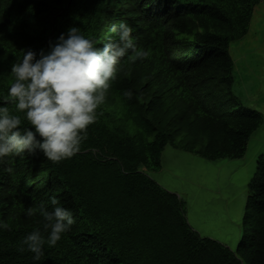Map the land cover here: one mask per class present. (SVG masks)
<instances>
[{"label": "trees", "instance_id": "obj_1", "mask_svg": "<svg viewBox=\"0 0 264 264\" xmlns=\"http://www.w3.org/2000/svg\"><path fill=\"white\" fill-rule=\"evenodd\" d=\"M261 1L0 0V105L22 50L39 58L73 26L103 48L123 21L149 53L121 60L79 153L58 163L40 151L0 159V224L8 225L0 227V264H264V155L236 250L194 231L186 202L148 172L161 170L168 146L210 162L245 157L264 116L234 94L230 46L249 35ZM52 196L74 223L36 261L26 246L18 251L30 232H43L42 217L27 209L44 202L52 210Z\"/></svg>", "mask_w": 264, "mask_h": 264}, {"label": "clouds", "instance_id": "obj_2", "mask_svg": "<svg viewBox=\"0 0 264 264\" xmlns=\"http://www.w3.org/2000/svg\"><path fill=\"white\" fill-rule=\"evenodd\" d=\"M110 31L117 38L110 37L103 48L96 47L94 40L85 38L73 26L50 45V51L41 50L39 58L30 48L22 50V59L11 66L14 80L3 105L14 104L16 112L24 115L12 114L7 106L0 105V159L40 151L58 163L80 152L87 129L95 123L97 109L117 78L121 60L127 56L130 63H135L149 56L137 48L133 29L127 23L114 24ZM123 95L133 98L130 89ZM24 119L31 127H21ZM50 203L52 210L44 202L27 209L28 217L37 213L42 217L43 232L40 228L30 232L18 251H25L26 246L36 261L44 255L45 244L54 247L74 223L72 212L60 206L56 196ZM0 227L7 229L8 225Z\"/></svg>", "mask_w": 264, "mask_h": 264}, {"label": "rangeland", "instance_id": "obj_3", "mask_svg": "<svg viewBox=\"0 0 264 264\" xmlns=\"http://www.w3.org/2000/svg\"><path fill=\"white\" fill-rule=\"evenodd\" d=\"M251 23L249 35L242 41L231 43L230 46V54L235 65L233 87L236 98L244 108L258 111L264 116V0L255 8ZM263 155L264 124L251 137L247 153L241 160L225 159V161L210 162L197 155L168 146L163 152L161 170L148 172L152 179L163 188L178 195L186 202L187 217L189 216L191 222L189 224L193 222L196 224H192L193 226L201 229L198 226L199 223L195 222L198 217L202 220L205 216L207 223L205 221L204 223L206 225L210 223V227H212L214 221L215 224H218L222 216H216L210 211L217 208L218 214L223 215L221 211L224 205L221 203L216 205L217 202L213 198V193L220 192L218 189L225 194L234 192L238 195L232 212L228 215L229 220H237L239 206L241 207L245 200L247 203L248 186L257 171V160ZM228 184L236 186V188L231 186V190ZM229 199L233 198L230 196ZM245 207L246 204L243 216ZM207 212L213 219L208 218ZM216 217H219L218 220ZM209 220L214 221L210 222ZM206 225L205 228L209 229L210 227ZM232 225L237 226V223Z\"/></svg>", "mask_w": 264, "mask_h": 264}, {"label": "bare ground", "instance_id": "obj_4", "mask_svg": "<svg viewBox=\"0 0 264 264\" xmlns=\"http://www.w3.org/2000/svg\"><path fill=\"white\" fill-rule=\"evenodd\" d=\"M223 161H225V160H223ZM245 163V162H244ZM246 164V163H245ZM245 166V165H244ZM225 179H227V178H225ZM228 179H230V178H228ZM227 179V180H228ZM248 180H249V178H247ZM225 181V180H224ZM226 182V181H225ZM230 183V182H229ZM231 184V183H230ZM232 184H234V183H232ZM226 185V184H225ZM229 185V184H228ZM230 186V188L229 189H231L232 190V188H231V186H233V185H229ZM244 187V186H243ZM227 188H228V186H227ZM233 188L235 189L236 188V186L234 187L233 186ZM242 188V187H241ZM244 189V188H243ZM220 192H217V193H213V198L216 200V202H217V204L216 205H218V203H221V204H223L224 206V208H223V210L221 211V213L223 214V215H220V214H218V212L216 211L217 210V208L215 209V208H213V210L212 211H210L211 213L213 212V214H215L216 216L218 215V216H222L221 217V219H220V221H219V223L218 224H215L216 222L214 221V220H209L210 222H213L214 221V226L212 225V227H210V223H209V225H206L205 223H204V221H205V216L203 217V219L201 220V218H197L196 220H195V222L197 221L198 223H199V227L201 228V229H197L196 228V226H193L192 224H195V223H193L192 222V224H190L191 226H192V228L194 229V231H196L197 233H199L203 238L205 237V238H207V239H213V240H216V241H218L219 243H221L222 245H224V246H226V247H228V248H230L231 250H236V248H237V246H238V244L241 242L240 240H241V238H242V235H243V229H242V216H243V210H244V206H245V204H246V200L243 202V205L241 204V207L239 206V210H238V216H237V220H235V221H231V220H229L228 219V215L232 212V207L234 206V204H235V199H236V197H238V195H236V193H222V191L220 190V189H218ZM232 197L233 199L232 200H230L229 199V197ZM212 198V199H213ZM214 200V201H215ZM213 201V200H212ZM214 204H215V202H214ZM219 208H220V205L218 206ZM219 210V209H218ZM209 212V211H208ZM208 212H207V214H208ZM240 212H241V214H240ZM206 215V214H205ZM210 213L208 214V218L210 219L211 217H210ZM200 217L202 216V215H199ZM187 218H189V216L187 217ZM217 218H219V217H216V219ZM200 219V220H199ZM207 219V218H206ZM211 219H213V218H211ZM215 219V220H216ZM190 220V218L188 219V221ZM218 220V219H217ZM207 221V220H206ZM205 221V222H206ZM202 222V223H201ZM189 223H191L190 221H189ZM197 223V224H198ZM207 223V222H206ZM233 223H237V226H233L232 224ZM196 225V224H195ZM205 225L206 226H209L210 228L208 229H206L205 228ZM206 229V230H205ZM201 230H203L205 233H202L201 232ZM204 234V235H203Z\"/></svg>", "mask_w": 264, "mask_h": 264}]
</instances>
